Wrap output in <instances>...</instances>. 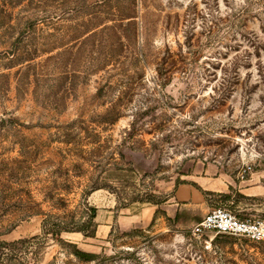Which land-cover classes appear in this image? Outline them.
I'll return each instance as SVG.
<instances>
[{"label": "rangeland", "instance_id": "obj_1", "mask_svg": "<svg viewBox=\"0 0 264 264\" xmlns=\"http://www.w3.org/2000/svg\"><path fill=\"white\" fill-rule=\"evenodd\" d=\"M206 174L264 182V0H0L6 264H264L192 234L235 185L167 216Z\"/></svg>", "mask_w": 264, "mask_h": 264}, {"label": "crops", "instance_id": "obj_2", "mask_svg": "<svg viewBox=\"0 0 264 264\" xmlns=\"http://www.w3.org/2000/svg\"><path fill=\"white\" fill-rule=\"evenodd\" d=\"M237 186L243 196L244 201L232 202L231 211L238 217L246 219L249 216H256L264 213V182L254 183V178L245 181L231 182L224 175H203L198 180V190L191 192L190 188L185 190L183 199L171 202L165 211L169 218H175L178 215L193 208L194 202L202 201L208 196L223 197L229 193L233 186ZM234 186V187H235ZM153 213V210L147 209L140 211V222H146ZM206 215L202 216V218ZM149 217V218H148ZM201 217V216H200ZM251 219V218H249Z\"/></svg>", "mask_w": 264, "mask_h": 264}, {"label": "built area", "instance_id": "obj_3", "mask_svg": "<svg viewBox=\"0 0 264 264\" xmlns=\"http://www.w3.org/2000/svg\"><path fill=\"white\" fill-rule=\"evenodd\" d=\"M197 238L225 235L264 243V219H243L226 208H214L192 228Z\"/></svg>", "mask_w": 264, "mask_h": 264}, {"label": "trees", "instance_id": "obj_4", "mask_svg": "<svg viewBox=\"0 0 264 264\" xmlns=\"http://www.w3.org/2000/svg\"><path fill=\"white\" fill-rule=\"evenodd\" d=\"M53 227H54L53 236L55 237L57 236L60 237L62 232L64 231L66 232V228L60 226L59 224H54ZM216 237L217 238H228V239L235 238V237H230V236H225V235H218ZM38 240H40L39 237H34L30 240L17 241V242H13L10 244L0 243V264H6L8 262L10 263V262L17 261L18 259H20V256L24 252H29L32 246H34ZM77 254L79 256H82L83 253L78 251Z\"/></svg>", "mask_w": 264, "mask_h": 264}]
</instances>
